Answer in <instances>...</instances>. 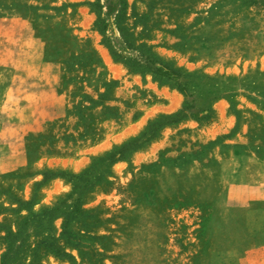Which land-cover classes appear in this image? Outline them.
Listing matches in <instances>:
<instances>
[{
    "label": "rangeland",
    "instance_id": "1",
    "mask_svg": "<svg viewBox=\"0 0 264 264\" xmlns=\"http://www.w3.org/2000/svg\"><path fill=\"white\" fill-rule=\"evenodd\" d=\"M97 1L0 0V261L9 231L72 191L67 175L184 104L114 62ZM99 1L113 19L118 0ZM126 2L137 43L207 77L192 91L210 117L113 164L83 197L78 248L59 218L30 226L11 264H71L47 251L54 240L75 264H264V0Z\"/></svg>",
    "mask_w": 264,
    "mask_h": 264
},
{
    "label": "trees",
    "instance_id": "2",
    "mask_svg": "<svg viewBox=\"0 0 264 264\" xmlns=\"http://www.w3.org/2000/svg\"><path fill=\"white\" fill-rule=\"evenodd\" d=\"M91 7L97 15L95 29L102 36V43L108 49L114 62L124 64L134 74L150 75L153 81L160 85L176 89L185 97L184 104L173 114L159 115L150 121L138 136L128 139L94 159L91 166L84 172L67 175L68 180L72 183V191L55 205L44 208L38 213H32L30 217L22 221L16 233L8 232L7 249L1 257L0 264H11L16 259L30 236V226L37 224L41 228L51 231L53 222L59 218L63 219L62 240L68 246L78 248L81 239L79 234L72 230V224L87 217V213L82 207L83 197L93 187L106 180L111 173V166L119 161L129 159L135 152L143 149L158 137L163 128L179 124L200 114H202L201 118L206 119L212 112L209 107L200 108L197 113L194 112L197 104L192 87L207 77L189 73L156 53L147 43L136 42L126 22L128 20L126 19V0L117 1L113 19L106 18L99 0L92 3ZM142 20L135 19L134 25H139ZM100 99L102 101L104 95ZM44 245L49 253L75 264L73 256L64 252L55 240L51 243L45 241Z\"/></svg>",
    "mask_w": 264,
    "mask_h": 264
}]
</instances>
